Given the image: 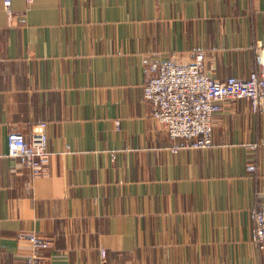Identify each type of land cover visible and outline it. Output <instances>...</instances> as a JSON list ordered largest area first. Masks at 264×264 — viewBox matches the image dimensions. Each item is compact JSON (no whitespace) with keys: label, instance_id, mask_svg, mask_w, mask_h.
<instances>
[{"label":"crops","instance_id":"0c3cea01","mask_svg":"<svg viewBox=\"0 0 264 264\" xmlns=\"http://www.w3.org/2000/svg\"><path fill=\"white\" fill-rule=\"evenodd\" d=\"M0 0V264H264V111L224 104L213 145L172 151L144 100L145 67L205 52L246 78L264 48V0ZM44 123L50 172L8 155ZM258 143V149L251 146ZM257 164V172L248 170Z\"/></svg>","mask_w":264,"mask_h":264},{"label":"built area","instance_id":"2783aa9c","mask_svg":"<svg viewBox=\"0 0 264 264\" xmlns=\"http://www.w3.org/2000/svg\"><path fill=\"white\" fill-rule=\"evenodd\" d=\"M12 4L13 0H4L9 17L14 14ZM255 51L256 65L246 78L229 76L218 79L212 76L204 52L196 53L194 60L188 63L172 58L147 63L144 100L150 103L153 118L172 139L174 153L212 146L214 118L226 102L246 99L255 113L264 111V48L257 45ZM8 155L18 159L22 167L31 169L35 175L49 174L51 151L46 124H36L26 136L10 133ZM255 164H249L248 170L256 172ZM252 217V240L263 246L264 206H256ZM21 237L27 239L33 249L25 264H44L43 252L50 248L49 240L36 233Z\"/></svg>","mask_w":264,"mask_h":264},{"label":"rangeland","instance_id":"374dc122","mask_svg":"<svg viewBox=\"0 0 264 264\" xmlns=\"http://www.w3.org/2000/svg\"><path fill=\"white\" fill-rule=\"evenodd\" d=\"M205 53V52H204ZM205 61H206V56H205ZM206 65H207V63H206ZM254 145H257V147L256 148H254L253 146ZM253 149H258V147H259V145H258V143H254V144H252V146H251ZM251 164V163H250ZM256 165V164H255ZM249 166V165H248ZM257 166V165H256ZM257 172V171H256Z\"/></svg>","mask_w":264,"mask_h":264}]
</instances>
